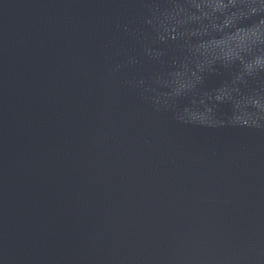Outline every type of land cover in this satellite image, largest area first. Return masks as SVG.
<instances>
[{"label":"water","instance_id":"95a60500","mask_svg":"<svg viewBox=\"0 0 264 264\" xmlns=\"http://www.w3.org/2000/svg\"><path fill=\"white\" fill-rule=\"evenodd\" d=\"M0 264H264V0H0Z\"/></svg>","mask_w":264,"mask_h":264}]
</instances>
